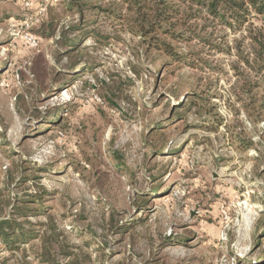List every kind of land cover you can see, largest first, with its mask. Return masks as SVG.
<instances>
[{
  "label": "rangeland",
  "instance_id": "obj_1",
  "mask_svg": "<svg viewBox=\"0 0 264 264\" xmlns=\"http://www.w3.org/2000/svg\"><path fill=\"white\" fill-rule=\"evenodd\" d=\"M127 13L0 0V216L25 201L34 233L14 251L0 239V264H47L49 235L55 264L63 247L83 264H264V70L243 58L264 21L204 13L169 54Z\"/></svg>",
  "mask_w": 264,
  "mask_h": 264
},
{
  "label": "trees",
  "instance_id": "obj_2",
  "mask_svg": "<svg viewBox=\"0 0 264 264\" xmlns=\"http://www.w3.org/2000/svg\"><path fill=\"white\" fill-rule=\"evenodd\" d=\"M123 1L127 5L128 16L124 17L122 14H120V17L126 19L132 24V32L143 38H152L151 45L149 44L148 49L153 48L158 52L164 51L169 52V54H171L170 51L172 52L173 50V45L172 43H169L168 39L180 41L183 36L187 34L186 31H181V23H186L193 19L203 18L204 13L213 17L214 20L221 21L223 24L231 27L236 25L242 27L245 22L254 17L261 18L264 21V0ZM194 8H196L195 11L193 10ZM188 9L191 10V13L188 12ZM49 27L54 28L53 25ZM47 36L51 37L53 35L49 34ZM250 36L254 42V45L256 44L260 51H256L254 49L256 52V57L253 59V61H251L253 58L251 55L243 57V55L240 53V56L244 58L246 64L249 67H251L254 63H258L259 57H261L262 65L260 69L264 70V33H254L253 31H250ZM64 41H66L65 38L59 40L58 42L61 44ZM75 50L76 47L71 46L65 53H60V58L65 55L70 60H73L72 54ZM246 87L248 88L246 94L249 97V101H247V98L244 101L246 102V106L249 107L256 102V95L252 91L254 86L247 85ZM252 116H254L255 121L264 120V113L262 111H258ZM20 202L21 203L18 205H14V208L11 211L12 215H9L4 219H1L0 216V239L5 242L6 247L9 250L13 251L19 250L20 247L18 244L28 242L34 237V233L24 229V225L18 221L20 218L19 216H23L26 213V210H28L29 206L25 201ZM12 204L13 202L9 200L7 201L5 207L7 208ZM141 206H145V203H143ZM1 213L2 212L0 210V214ZM54 246L53 235H49L48 237L43 236L38 257H40V259L47 264H55L57 258H55L53 249ZM60 252L69 257V264H83L81 261L82 259H80L73 252L67 251V249L64 247L61 248Z\"/></svg>",
  "mask_w": 264,
  "mask_h": 264
},
{
  "label": "built area",
  "instance_id": "obj_3",
  "mask_svg": "<svg viewBox=\"0 0 264 264\" xmlns=\"http://www.w3.org/2000/svg\"><path fill=\"white\" fill-rule=\"evenodd\" d=\"M27 34L28 43H30L33 48L37 47L39 45L37 37H35L31 32H28Z\"/></svg>",
  "mask_w": 264,
  "mask_h": 264
}]
</instances>
